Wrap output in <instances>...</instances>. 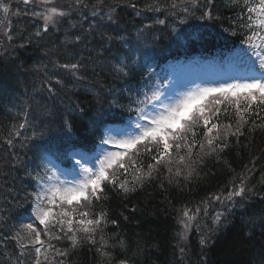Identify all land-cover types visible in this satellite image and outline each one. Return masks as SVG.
<instances>
[{
  "label": "trees",
  "instance_id": "16d2710c",
  "mask_svg": "<svg viewBox=\"0 0 264 264\" xmlns=\"http://www.w3.org/2000/svg\"><path fill=\"white\" fill-rule=\"evenodd\" d=\"M0 3L9 7L8 25H3L0 7V264H34V247L22 248L13 237L21 231L20 220L33 205L31 194L39 185L36 177L44 175L42 156L48 154L70 165L71 153L91 151L103 127L135 112L129 107L138 106L132 102L138 101L153 75L143 57L137 63L130 62V45H149L153 36L155 44L163 48L178 41L180 49L221 57L243 39V5L232 0H197L188 14L178 7L171 15L170 5L180 0H104V4L84 0L88 7L76 5L75 11L49 25L45 32L41 17L33 15L39 10L33 11L38 8L32 3ZM208 5L213 18H200ZM153 6L155 10H151ZM94 11L98 13L95 17ZM160 20L165 23H158ZM196 21L213 27L208 42L199 40L193 30L190 35L182 31L185 25L181 22L191 26ZM70 25L76 29L70 31ZM76 36L81 39L76 40ZM173 52L159 50L157 61ZM120 58L132 64L134 76L116 73ZM77 63V75L63 67ZM121 91L124 96L118 93ZM25 109L33 110L34 115L24 116ZM237 119L234 109L229 108L228 115L222 112L212 122L235 128ZM247 119L243 134L238 140L229 136V146L222 152L207 153V147L201 151L197 143L190 161L195 169L191 178L180 175L169 182L170 174L162 167L133 192L125 194L110 184L105 186L100 199L79 209L90 211L93 219L104 213L105 222L95 234L96 244L88 242L83 233H78L81 243L76 248L68 240L51 239L55 249L68 253L53 258L49 250L51 264H264V129L250 131L252 120L256 125L264 120L255 116ZM196 131V140L206 143V130L201 127ZM34 134H41L42 140L37 142ZM138 162L145 166L152 163L147 154ZM172 167L175 171L177 165ZM180 167L186 174L188 169ZM122 173V169L116 171L120 179L125 178ZM242 173L248 175L251 191L229 201L221 224L208 223L198 234L189 228L184 244H180L179 212L210 201L219 205L214 198L227 197L234 184L239 185ZM127 178L131 180V169ZM58 234L52 227L51 235ZM41 239L46 248L49 238L41 232Z\"/></svg>",
  "mask_w": 264,
  "mask_h": 264
},
{
  "label": "snow or ice",
  "instance_id": "6c2138e0",
  "mask_svg": "<svg viewBox=\"0 0 264 264\" xmlns=\"http://www.w3.org/2000/svg\"><path fill=\"white\" fill-rule=\"evenodd\" d=\"M23 2L28 4L29 0ZM51 2L52 0H42L45 4ZM232 2L235 5L241 3L243 5L241 15L244 20L240 27L245 30V34L241 43L248 47L241 49L240 53L250 52L255 58L251 63L246 64L248 75L234 78L232 82L197 87L169 103L164 102L165 99H169L168 97L161 98L162 93L159 89L152 91L150 95L145 94L143 100L132 102L133 105L142 106L129 107V111L136 112L134 129H114L115 135H109L107 139L100 141L101 145H113L117 151L102 149V158L95 162L90 161L84 153H79L80 159L75 160L72 168L75 174L73 180H62L60 177L65 173L60 171L57 174V171L51 168L45 169L44 176L38 174L36 179L40 186L39 190L31 194L33 202L31 212L34 214V221L22 226L21 231L24 235L21 231H17L13 237L20 242L22 248H27L29 245L34 247V264H51L49 250L54 253L53 258L68 254L66 250L55 249L50 243L51 239L68 240L71 242V247L76 248L81 243L78 233H83L88 242L96 244L95 234L105 222L104 213L96 215L93 219L90 211H79V209L87 208L93 200L100 199V194L108 184L127 194L135 191L137 187H143L144 182L151 179L153 173L159 172L162 167H166L170 174L169 182H172L173 177L180 175H185V179L191 178L195 169L190 161L193 156L192 150L197 143L201 151L207 147V153L222 152L229 146V136H235L238 140L243 134L244 126L249 123L247 116L264 120V116H260V112L264 111V0H232ZM75 3L81 5L84 4V0H75ZM196 3L197 0L190 2L180 0V3H172L170 7L172 9L179 7L188 14ZM98 4H104V0H98ZM131 6L135 7L134 4ZM0 7L3 8L4 13L9 12L8 5L0 3ZM84 7L88 5L84 4ZM151 10H155V7L153 6ZM97 14L96 11L92 13L93 17ZM33 15L42 18L43 31L46 32L49 25L59 22L58 17H65L68 13L52 7L47 12H34ZM205 17L213 18L211 5L206 6V10L201 13L200 18ZM108 19L113 18L109 15ZM158 23L164 24L165 21L160 20ZM91 28L92 26L90 30ZM232 35H236V32L233 31ZM75 39L80 40L81 37L76 36ZM63 67L75 71L79 68V64H65ZM126 68V64L118 61L114 70L117 74L127 75ZM221 105L224 107L221 108ZM229 108L234 109L238 117L235 128L232 124L218 125L212 122L213 118L218 119L222 112L228 115ZM251 124L253 127L250 131L255 130L256 127L264 129V124L256 125L255 120H252ZM201 127L206 130L204 132L206 143L196 140V129ZM68 128L70 130L71 126L68 125ZM8 143L11 144L12 141L9 139ZM181 152L185 154L181 155ZM145 154L152 161L146 166L138 162V158ZM174 164L177 165L175 171L172 167ZM180 165L188 169L186 174L181 171ZM116 169H123L121 175L125 177L124 179L116 175ZM130 169L131 180L127 178ZM247 181L248 175L242 173L239 185L234 184L233 190L228 193L226 199L231 201L234 197L243 198L251 191L247 187ZM215 199L219 201L221 197L216 196ZM55 208H59L60 211L54 213ZM196 211L198 213L199 209ZM189 212V209H184L183 217L190 222L195 219V215H189ZM222 215V213L216 214L215 224L222 223ZM35 221H39V225L43 228L36 227ZM180 222L184 224L185 230L189 228V223L185 219H181ZM52 227L57 228L58 235H51ZM41 232L49 238L46 248L45 241L41 239ZM200 243L204 244L205 239L201 238ZM36 245L40 246L36 247ZM102 254L107 255V253ZM56 264H63V261H56ZM121 264L126 262L122 261Z\"/></svg>",
  "mask_w": 264,
  "mask_h": 264
},
{
  "label": "rangeland",
  "instance_id": "374dc122",
  "mask_svg": "<svg viewBox=\"0 0 264 264\" xmlns=\"http://www.w3.org/2000/svg\"><path fill=\"white\" fill-rule=\"evenodd\" d=\"M17 1L24 3L23 0H17ZM29 2L38 8V9H33V11L39 10V12H47V10L49 8L56 7L57 9H60V10L67 12L68 13L67 16H69L71 14V12L75 11V7L77 5L74 0H52L51 3H47V4L42 3V0H29ZM176 10H175V12H176ZM175 12H174V10H172L171 15H173ZM8 14H9V12L8 13H4V12L2 13V16L4 18V24L3 25H8V22H9ZM67 16H65V17H67ZM65 17H62V18L58 17L57 19H58V21H60L61 19L65 18ZM181 23H182V25H185V28H183L182 31L185 30L187 32L190 28H192L187 22H181ZM40 24L43 28L44 22H43L42 18L40 19ZM68 29L70 31H72L73 29H76V28H75V26L70 25L68 27ZM167 32H169V31H167ZM152 39H154L153 36L149 40H152ZM247 47H248V45H246V44H243V43L240 44L237 47V51L235 53L231 54L225 60L224 59L207 60V61H204L201 64V66H197L195 64H185V66L187 67V70L185 72H181L179 74V76L181 77V81L168 82V83H164L163 85L157 84V85H155V87L157 89H159L160 92L162 93V97H161L162 99H164V97L169 98V99L164 100L165 103H169L171 100L177 99L182 94H184L188 91H191L197 87H205V86H209V85H218L220 83H225V82H232V81L227 80V79L223 80L221 77L225 76V70H229V69H234V72H235L234 76H236V78H240V77H243L245 75H248V73L246 72V64L251 63L253 60L248 53H247V55L240 53L241 49H247ZM147 48H151V47L147 46L144 42H137L135 47H133V48L131 47L129 49V56H134L136 53L138 54L142 50L147 49ZM178 67L179 66L174 67V68H172V70L177 71ZM257 67H258V65H257ZM218 80H221V81H218ZM149 95H150V93H149ZM134 121H135V119L132 122V126H134ZM113 130L110 131L106 135L107 138L109 137V135H115ZM75 159L78 160V157H76ZM44 161H45L44 156H42V163H44ZM95 161H93V162H95ZM74 164H75V161H74ZM47 166L50 167L51 169L57 171V174H59L60 171H63L65 173V175L60 177L62 180L63 179L73 180L75 178V174L72 172V169L67 170V171L60 170L59 167H57V166L55 167L54 162L50 158H47L45 161V169L47 168ZM77 171H79V169H77ZM39 187L40 186L37 185L36 191L39 190ZM216 201H218V200H216ZM218 202H219V205H216L214 203L211 204V201H210V202H206L204 205H202V207H198V206L195 207L194 210L189 212V215H195V219L190 221V222L187 221V219L183 217V211L184 210H181L179 212V216H178V221H179L178 240H179L180 244H184L185 237L188 235L187 232H188L189 228L192 229L193 233L198 234L199 231H201V229L207 227L208 223H210L212 225L215 224L214 218H215L217 213H223L225 210H227L228 207L230 208L229 204L231 201L229 202L226 199V197H223V198L221 197V200H219ZM197 209H199L198 213L196 211ZM58 211H60L59 208L54 209V213L58 212ZM32 217L34 218V214ZM181 219H185V221L187 223H189V228L187 230H185L184 224H182L180 222Z\"/></svg>",
  "mask_w": 264,
  "mask_h": 264
},
{
  "label": "bare ground",
  "instance_id": "6f19581e",
  "mask_svg": "<svg viewBox=\"0 0 264 264\" xmlns=\"http://www.w3.org/2000/svg\"><path fill=\"white\" fill-rule=\"evenodd\" d=\"M164 8H166V7H162V9H164ZM176 9H178V8H176ZM176 9H172V10H176ZM191 27H192V30L195 32V34H197V36H198L197 38H199V40H201L202 42H208L210 40V36L212 34H214L213 33L214 29L209 23H207L205 25L204 24L201 25L199 22L196 21V22H193L191 24ZM119 62L127 65V68H126L127 76H134V74H135L134 67H132V64L130 62H128L126 59H122V58H120ZM71 71L75 75L78 74L77 71H73V70H71ZM79 80L80 81L83 80V75L79 74ZM70 90L75 91V88L72 87ZM102 93H103V91H102ZM118 93L121 96H124L123 91L118 92ZM23 115L24 116H33L34 115V111L33 110L30 111V110L25 109V111L23 112ZM34 138L37 139V142L42 140L41 134H34ZM26 139L29 141V137H27ZM44 159H47V157H44ZM119 171L120 170L117 169V172H119ZM94 205L92 206V208L94 207ZM31 209H32V207L26 212V215H24L22 217V219L20 220L21 226H23L25 224H28V223H33L34 218L32 217L33 213L31 212ZM94 210H95V208H94ZM35 226L38 227V228H41V227L43 228L42 225H39V221H35ZM14 233L16 234V232H14Z\"/></svg>",
  "mask_w": 264,
  "mask_h": 264
}]
</instances>
